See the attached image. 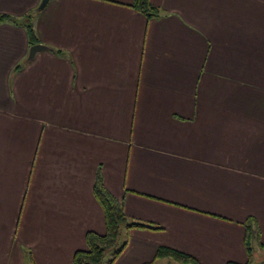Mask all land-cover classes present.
<instances>
[{
    "label": "crops",
    "instance_id": "obj_1",
    "mask_svg": "<svg viewBox=\"0 0 264 264\" xmlns=\"http://www.w3.org/2000/svg\"><path fill=\"white\" fill-rule=\"evenodd\" d=\"M40 1L0 0L50 49L25 63V29L0 23V264H73L105 233L97 176L153 227L112 264H244L247 224L264 264V0Z\"/></svg>",
    "mask_w": 264,
    "mask_h": 264
},
{
    "label": "trees",
    "instance_id": "obj_2",
    "mask_svg": "<svg viewBox=\"0 0 264 264\" xmlns=\"http://www.w3.org/2000/svg\"><path fill=\"white\" fill-rule=\"evenodd\" d=\"M131 7L147 18L157 17L159 15V10L151 5L149 0H132ZM1 22L22 26L25 29L29 46L38 43V38L34 31L32 15L28 14L22 18L0 15V23ZM54 52L61 54V51L59 50H54ZM20 67L21 66L19 65L15 69H19ZM93 194L103 210L105 233L101 235L88 231L85 234L87 248L85 250H77L74 252L72 258L73 264H112L126 244L123 242L119 247V236L123 229L153 228L147 223L136 221L128 217L123 210L122 204L119 203L112 194L105 189V187H103L99 176H97L93 186ZM246 227L247 229L244 235L243 244L247 261L244 264H251L253 256L251 242L257 234L253 227L248 226V224ZM261 246L264 247V244H261ZM109 252H112V258L104 263L106 255ZM155 258H170L183 264H200L195 257L167 247L158 248ZM28 260L29 264H32L29 257ZM226 264L239 263L229 261Z\"/></svg>",
    "mask_w": 264,
    "mask_h": 264
},
{
    "label": "rangeland",
    "instance_id": "obj_3",
    "mask_svg": "<svg viewBox=\"0 0 264 264\" xmlns=\"http://www.w3.org/2000/svg\"><path fill=\"white\" fill-rule=\"evenodd\" d=\"M38 7V6H37ZM37 9V8H36ZM12 207H9L8 208V212L9 211H11L12 209H11ZM28 211L30 212L31 211V209L30 208H28V205L26 206V208L24 209V213H23V215H22V218H25L27 215L29 216V215H31V214H29L28 213ZM20 212V211H19ZM17 213V218H20V213ZM122 234H124V229L122 230V232H121V234H120V236H119V247L123 244V236H122ZM79 250H85V249H79ZM26 256L28 257L29 256V254L26 252ZM112 258V252H109L107 255H106V258H105V261H104V263H106L107 262V260H109V259H111ZM252 260H253V263H251V264H263L262 263V261L260 260V262H258L257 260V256L254 254L253 256H252ZM156 264H183V263H181V262H174V260H171V259H169V258H167L166 260H163V261H159V262H157Z\"/></svg>",
    "mask_w": 264,
    "mask_h": 264
},
{
    "label": "water",
    "instance_id": "obj_4",
    "mask_svg": "<svg viewBox=\"0 0 264 264\" xmlns=\"http://www.w3.org/2000/svg\"><path fill=\"white\" fill-rule=\"evenodd\" d=\"M49 1L50 0H41L38 7H37V10L44 9ZM47 50H50L49 47L46 45H43L41 43H36L34 45L29 46L27 55L24 59V62L27 63V62L31 61L37 52L47 51Z\"/></svg>",
    "mask_w": 264,
    "mask_h": 264
}]
</instances>
